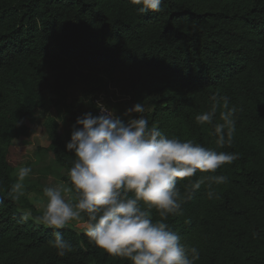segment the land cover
I'll use <instances>...</instances> for the list:
<instances>
[{
    "label": "trees",
    "instance_id": "obj_1",
    "mask_svg": "<svg viewBox=\"0 0 264 264\" xmlns=\"http://www.w3.org/2000/svg\"><path fill=\"white\" fill-rule=\"evenodd\" d=\"M139 7L130 0H0V264H131L67 227L59 231L75 251L58 256L48 243L56 230L37 223L31 205L32 217L22 219L9 196L15 180L6 149L30 140L29 118L40 112L50 144L35 156H52L70 183L74 157L65 146L82 113L68 103L65 72L85 97L121 76L149 126L236 153L215 173L228 183L212 185L213 199L205 185L188 197V179L178 180L181 209L164 222L198 248L196 264H264V0H163L160 12L147 14ZM54 73L64 81L51 83ZM217 94L238 109L232 143L223 147L211 125L195 121ZM206 175L197 170L189 179Z\"/></svg>",
    "mask_w": 264,
    "mask_h": 264
},
{
    "label": "clouds",
    "instance_id": "obj_2",
    "mask_svg": "<svg viewBox=\"0 0 264 264\" xmlns=\"http://www.w3.org/2000/svg\"><path fill=\"white\" fill-rule=\"evenodd\" d=\"M130 3L140 6L138 13L147 14L160 12L163 0ZM210 99V109L197 114L195 121L212 126L218 147L231 145L238 109L229 106L227 96ZM95 107L98 115L86 112L76 118L65 146L74 157L67 171L70 183L45 186L44 199L37 204L35 221L56 230L48 243L60 257L73 253L75 248L59 231L73 224L90 243L131 264H196L198 248L183 243L164 222L181 209L184 197L177 182L188 179V197L205 185L208 199H213L212 185L228 183L227 176L215 173L237 154L168 137L157 126H149L142 103L119 115L102 101ZM218 109L220 122H214ZM197 170L209 175L193 182L189 178ZM31 172L30 167L18 169L9 196L15 200L25 196L24 180ZM152 209L160 219H154ZM31 217V212L22 213V219Z\"/></svg>",
    "mask_w": 264,
    "mask_h": 264
},
{
    "label": "rangeland",
    "instance_id": "obj_3",
    "mask_svg": "<svg viewBox=\"0 0 264 264\" xmlns=\"http://www.w3.org/2000/svg\"><path fill=\"white\" fill-rule=\"evenodd\" d=\"M64 75L68 78L72 73L65 72ZM67 82L68 86V103L72 104L75 111L82 114L90 112L91 110L96 113L93 105V98L102 95L103 103L109 108L115 109L117 114H122L126 109L133 106L129 93L125 92L124 78L119 77L116 83H108L107 86L102 87L100 92L95 95L87 93L85 97L82 93L84 86L80 81ZM64 81L62 75L54 73L50 76L51 83H60ZM90 89H88L89 91ZM45 97H51L50 92L47 90L44 93ZM97 115V114H96ZM136 114H133L135 117ZM127 119V118H125ZM45 116L42 112L33 115L29 118V124L32 128V136L29 141L23 142L21 146H12L6 149L7 161L11 169V176L17 182V171L20 167H30L32 172L25 178V196H22L18 202V209L20 212H30L27 206H32L38 213L39 209L37 204L44 199L43 188L52 183L63 182L62 176L64 172L55 164L52 156L37 158L35 149L47 148L50 144L47 132L44 128ZM65 139V136H63ZM67 228L73 229L78 233H83L79 228L70 224Z\"/></svg>",
    "mask_w": 264,
    "mask_h": 264
},
{
    "label": "built area",
    "instance_id": "obj_4",
    "mask_svg": "<svg viewBox=\"0 0 264 264\" xmlns=\"http://www.w3.org/2000/svg\"><path fill=\"white\" fill-rule=\"evenodd\" d=\"M97 101H102L103 102L102 95L101 96H97L96 98H93V105H94V107H95V104H96ZM95 109H96V107H95ZM96 114L97 115L99 114L98 109H96Z\"/></svg>",
    "mask_w": 264,
    "mask_h": 264
}]
</instances>
